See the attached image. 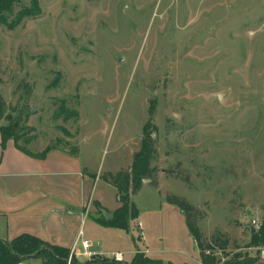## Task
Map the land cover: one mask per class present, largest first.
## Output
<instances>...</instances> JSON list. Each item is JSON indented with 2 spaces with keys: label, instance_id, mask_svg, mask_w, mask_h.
<instances>
[{
  "label": "rangeland",
  "instance_id": "1",
  "mask_svg": "<svg viewBox=\"0 0 264 264\" xmlns=\"http://www.w3.org/2000/svg\"><path fill=\"white\" fill-rule=\"evenodd\" d=\"M36 1L38 17L0 25V135L17 126L34 153L80 149L102 174L131 169L146 125L154 145L153 177L131 197L139 219L110 229L127 243L103 241L92 216L84 237L175 249L185 216L160 207L175 196L214 264H264L251 245L264 220V0Z\"/></svg>",
  "mask_w": 264,
  "mask_h": 264
},
{
  "label": "crops",
  "instance_id": "2",
  "mask_svg": "<svg viewBox=\"0 0 264 264\" xmlns=\"http://www.w3.org/2000/svg\"><path fill=\"white\" fill-rule=\"evenodd\" d=\"M102 175L84 161L80 149L69 152L53 148L45 155L42 152L28 154L18 149L11 139L3 142L0 135V240L10 242L22 235H31L52 246L70 250L84 222L92 216L103 241L127 243L110 230L113 228L98 222L101 216L95 203L112 217L121 206L116 189L101 180ZM163 202L162 209L169 204L166 199ZM187 230L185 219L175 242L170 239L175 249L150 250L144 242V249L123 252L129 255L127 263L141 253L162 264H202L197 244ZM91 242L96 251L114 252L105 248L103 242Z\"/></svg>",
  "mask_w": 264,
  "mask_h": 264
},
{
  "label": "trees",
  "instance_id": "3",
  "mask_svg": "<svg viewBox=\"0 0 264 264\" xmlns=\"http://www.w3.org/2000/svg\"><path fill=\"white\" fill-rule=\"evenodd\" d=\"M18 2L19 0H0V25L14 29L25 19L35 18L41 14V9L36 0L33 1L31 7H23L15 14L14 8ZM16 129L17 126L5 129L1 134L3 142L11 139L14 141L18 149L30 154L28 150L23 149L18 144L15 135ZM144 131L141 150L134 154L131 169L129 171H120L115 174L105 173L100 178L116 189L118 201L121 205L113 213L112 219L107 220L101 213L102 206L95 203V207L99 210V214L101 216L98 219V222L103 226L128 231L130 223L139 217V210L135 204L131 202V197L142 187L143 181L151 179L155 172L154 168L151 166L155 150L153 142L150 138L149 125L145 126ZM48 151L49 150L43 152V155H45ZM151 185L157 188L155 180H152ZM166 200L169 204L177 207L185 216L190 235L195 240L199 251L201 250L200 258L202 264H214V259H212L211 256L205 255L208 245L204 244L201 231L195 222L194 208L185 200L179 199L175 196L167 198ZM251 245L257 248L264 247V220L260 229L252 234ZM38 252L39 254L36 258L41 259L42 264H67V259L69 257V250L67 249L52 246L31 235H22L10 242L4 241L0 243V264H17L19 262H25L23 259L29 256L32 257ZM258 255L260 256V253H258ZM252 263H254V260H250V258L246 257L243 260L227 264ZM95 264H100V262ZM131 264L162 263L160 261L152 260L144 254L137 253L132 259Z\"/></svg>",
  "mask_w": 264,
  "mask_h": 264
},
{
  "label": "built area",
  "instance_id": "4",
  "mask_svg": "<svg viewBox=\"0 0 264 264\" xmlns=\"http://www.w3.org/2000/svg\"><path fill=\"white\" fill-rule=\"evenodd\" d=\"M256 230H259L261 224L256 220L252 221ZM135 228L139 232V237L142 239V223H135ZM93 243L84 237L83 231H80L76 241L69 250V257L67 264H128L125 254L122 252L104 253L96 251L93 248ZM260 260L264 262V247L259 249ZM210 255V253H207ZM94 262V263H93ZM17 264H26V262H19Z\"/></svg>",
  "mask_w": 264,
  "mask_h": 264
},
{
  "label": "water",
  "instance_id": "5",
  "mask_svg": "<svg viewBox=\"0 0 264 264\" xmlns=\"http://www.w3.org/2000/svg\"><path fill=\"white\" fill-rule=\"evenodd\" d=\"M33 112V111H32ZM263 176V178H264V175H262ZM145 182H147V180H144L143 181V184L145 183ZM101 213H102V215L107 219V220H111L112 219V216L106 211V210H101ZM255 232V230H253V233ZM2 242H4L3 240H0V243H2ZM42 249H44V248H42ZM38 254H39V252L38 253H36L34 256H32V257H26L25 259H23V261H26V260H28V259H31V258H36L37 256H38Z\"/></svg>",
  "mask_w": 264,
  "mask_h": 264
}]
</instances>
